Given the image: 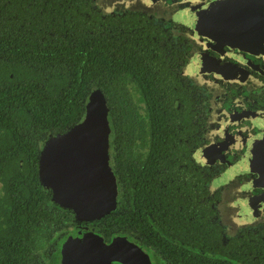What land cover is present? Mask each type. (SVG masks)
I'll return each mask as SVG.
<instances>
[{
  "label": "trees",
  "instance_id": "trees-1",
  "mask_svg": "<svg viewBox=\"0 0 264 264\" xmlns=\"http://www.w3.org/2000/svg\"><path fill=\"white\" fill-rule=\"evenodd\" d=\"M158 45L168 47L170 40L146 17L103 14L94 0H0V264H37L52 233L68 219L69 213H61L51 192L39 184L38 154L48 136L82 121L87 96L95 88L107 99L113 172L128 195L124 207L122 193L116 213L96 222L98 234L109 238L122 227L153 234L165 229H150L145 215L158 195L162 209H190L183 225L172 227L190 249L165 241L160 245L170 264H264L263 229L254 236L243 231L223 243L208 192L201 211L193 207L201 182L183 170L170 180L155 171L162 161L156 162L157 151L168 150L174 157L186 151L177 142L188 134L185 87L169 67L166 52L154 48ZM132 88L148 105L147 121L138 113ZM152 100L161 102V109L151 106ZM138 124L148 125L149 140L164 143L154 147L149 141L143 169L129 152L135 140L147 139ZM189 135L191 140L200 137L193 131Z\"/></svg>",
  "mask_w": 264,
  "mask_h": 264
},
{
  "label": "flooded vegetation",
  "instance_id": "flooded-vegetation-1",
  "mask_svg": "<svg viewBox=\"0 0 264 264\" xmlns=\"http://www.w3.org/2000/svg\"><path fill=\"white\" fill-rule=\"evenodd\" d=\"M111 3L113 6L104 12L97 0H94V5L103 14H139L165 32L170 45H158L154 48L166 52L168 65L176 69L175 75L180 77L178 81L185 87L187 94L184 129L188 134L183 133V142H177V147L181 149L183 144L186 151H177L175 157L168 150L157 151L156 162L160 159L162 161L155 171L161 178L170 180L177 176L175 172L183 170L185 176L192 175L194 181L201 182L199 184L202 189L195 195L193 207L201 211L208 192L214 218L223 230V243L236 238L243 231H250L247 235L258 234L260 230H264V175L245 172L237 164L245 154L251 150L257 154L258 149L264 145V0H111ZM115 6H119L122 11L118 12ZM135 90L138 89L132 88L129 92L136 94L138 113L147 121L144 116L149 112L148 105ZM191 91L195 101L193 104L190 103ZM105 101L110 128L108 163L113 172L115 149L111 141L106 97ZM150 105L155 108L158 106L159 109L162 107L161 102L154 103V100ZM175 106H179L178 100H175ZM138 129L147 139L135 140V147L129 152L135 153L138 168L143 169L150 155L149 141L154 147L164 143L149 140L151 134L148 125L138 124ZM176 129L180 130L179 127ZM191 131L200 133V137L196 139L192 136L191 140ZM126 143L125 140L124 146ZM172 144L175 146V142ZM193 144L196 145L191 148ZM163 154L165 157H160ZM259 156L264 158V152H260ZM262 158L253 157L251 163H259ZM116 182L117 209L111 214L116 213L120 207L119 195L123 193L126 196L122 207L126 205L128 197L119 187L117 178ZM197 186L196 183L193 184V187ZM223 194H229L226 200L230 199L228 204L237 210L233 221L237 225H234L232 235L226 233V228L219 219L218 206L222 204ZM156 197L152 211L146 210L145 215L149 219L150 229L166 227L165 229L153 234L150 231L133 232L128 227H122L111 232L109 238L102 236L106 245L115 236L125 237L147 255V260L137 255V259L130 264H170L161 252L160 245L164 241L190 249L187 247V240L180 239L172 228L183 225L180 221L185 219V211L190 209L181 205L176 206L175 212L168 208L162 209ZM59 209L61 213L63 210L69 214L62 226L54 231L57 233H52L47 252L40 258H50L49 264L54 260L61 263L60 243L73 237L76 228L85 225L79 224L70 210ZM245 213L247 216L243 217ZM152 214L155 217L153 219ZM171 219L175 222L170 221ZM187 219L191 220L192 217L187 216ZM244 219L247 221H243ZM86 228L98 233L96 222L87 224ZM148 237L159 242V247L156 244L149 245ZM58 238L61 240L57 243ZM111 264L123 263L113 261Z\"/></svg>",
  "mask_w": 264,
  "mask_h": 264
},
{
  "label": "water",
  "instance_id": "water-1",
  "mask_svg": "<svg viewBox=\"0 0 264 264\" xmlns=\"http://www.w3.org/2000/svg\"><path fill=\"white\" fill-rule=\"evenodd\" d=\"M109 132L105 97L99 89H93L85 102L82 121L48 136L40 145L39 184L51 192L54 205L70 210L79 224H85L60 243V264H130L137 255L147 260L144 251L125 237L115 236L106 245L101 234L86 228L117 209V182L108 163ZM260 152H264V145L257 154L252 150L245 154L237 167L263 176ZM253 157L262 161L251 163Z\"/></svg>",
  "mask_w": 264,
  "mask_h": 264
},
{
  "label": "rangeland",
  "instance_id": "rangeland-1",
  "mask_svg": "<svg viewBox=\"0 0 264 264\" xmlns=\"http://www.w3.org/2000/svg\"><path fill=\"white\" fill-rule=\"evenodd\" d=\"M99 6L104 10V12L107 11V9H110V6H113L112 3H111V0L107 1V0H97ZM118 10V12H121L122 9L119 8V6H115ZM229 195V194H228ZM228 195H225L223 194L222 195V204L220 206H218V211H219V219L221 221V223L224 225V227L226 228V233L228 235H232L233 234V231L235 230L234 228V225L236 226L237 224L236 223H233V221L235 220V217L237 215V210L236 209H233L229 204L228 202L230 201V199H227L226 198H229ZM227 203H226V201ZM247 216V213H245L243 215V217ZM243 221H247V220H243ZM57 233V232H54L53 235ZM60 238L57 239V243L61 240H59ZM58 247V245L56 246V248ZM58 250V248H57ZM55 253L53 252V255ZM52 255V256H53ZM49 261H50V258H46V259H42L40 260L39 262H37V264H49Z\"/></svg>",
  "mask_w": 264,
  "mask_h": 264
}]
</instances>
